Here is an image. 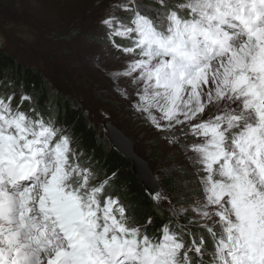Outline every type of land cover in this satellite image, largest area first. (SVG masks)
<instances>
[{
    "label": "snow or ice",
    "instance_id": "obj_1",
    "mask_svg": "<svg viewBox=\"0 0 264 264\" xmlns=\"http://www.w3.org/2000/svg\"><path fill=\"white\" fill-rule=\"evenodd\" d=\"M101 23L133 57L114 73L133 110L182 150L195 195L149 193L168 213L150 234L153 217L107 191L116 173L100 180L21 86L15 107L0 95V264H264V0H110Z\"/></svg>",
    "mask_w": 264,
    "mask_h": 264
},
{
    "label": "rangeland",
    "instance_id": "obj_2",
    "mask_svg": "<svg viewBox=\"0 0 264 264\" xmlns=\"http://www.w3.org/2000/svg\"><path fill=\"white\" fill-rule=\"evenodd\" d=\"M109 3L0 0V49L24 67L37 69L51 90L83 108L90 124L108 143L114 144L107 124L130 138L136 155L148 162L162 185L167 177H178L184 171L192 173V167L180 148L162 138L165 133L133 110L136 97L129 80L115 77L114 73L122 71L133 57L114 49L109 42L101 23ZM117 15L126 18L128 14L117 11ZM120 42L130 46L126 40H116ZM121 89H127L129 98L121 94ZM186 139L191 142L194 138ZM183 191L180 187L178 193ZM159 192L172 200L163 185ZM190 201L183 197L178 200L184 205ZM159 207L166 209L167 202Z\"/></svg>",
    "mask_w": 264,
    "mask_h": 264
},
{
    "label": "trees",
    "instance_id": "obj_3",
    "mask_svg": "<svg viewBox=\"0 0 264 264\" xmlns=\"http://www.w3.org/2000/svg\"><path fill=\"white\" fill-rule=\"evenodd\" d=\"M119 44L126 46L121 42ZM4 75L14 81V87H0V95L15 91L16 99L13 101L15 107L22 86V90L34 98L38 111L45 117L49 115L55 117L57 127L66 129L67 134L72 137L74 148L84 151V159L91 161L92 169L98 176L105 178L106 175L111 176L112 173H116L107 191L113 196H119L128 206L129 215L134 216L138 223L144 224L147 218L152 216L153 226L149 228L150 234L168 219V213L165 211L162 216L157 214V205L134 172L133 160L101 137L98 130L90 124L83 108L51 90L43 74L37 69L24 67L0 49V77ZM30 107L29 102H25L21 110L31 115ZM162 185L163 191L174 203L178 202L180 197L190 200L195 195L192 191L195 187V177L188 171L182 172L175 178H165L162 180ZM180 187L184 188L183 194L178 193Z\"/></svg>",
    "mask_w": 264,
    "mask_h": 264
},
{
    "label": "water",
    "instance_id": "obj_4",
    "mask_svg": "<svg viewBox=\"0 0 264 264\" xmlns=\"http://www.w3.org/2000/svg\"><path fill=\"white\" fill-rule=\"evenodd\" d=\"M107 129L111 134L114 147L123 155L130 157L133 160L134 172L142 181L143 185L147 188L148 192H158L161 188V183L156 180L155 176L152 174L148 162L136 155L131 139L125 136L122 132H119V130H115L116 128L114 129V127H111L109 124H107ZM112 130H114L116 133H113ZM116 140L124 141L128 145V149L125 150L122 145L115 143ZM150 183H153L152 187L150 186Z\"/></svg>",
    "mask_w": 264,
    "mask_h": 264
},
{
    "label": "bare ground",
    "instance_id": "obj_5",
    "mask_svg": "<svg viewBox=\"0 0 264 264\" xmlns=\"http://www.w3.org/2000/svg\"><path fill=\"white\" fill-rule=\"evenodd\" d=\"M114 129H115V128H114ZM115 130L118 131L117 128H116ZM112 131H113V133H116L114 130H112ZM119 132H120V131H119ZM115 143L122 145V146L124 147L125 150L128 149V145H127L124 141H122V140H116ZM152 185H153V183H150V186H151V187H152Z\"/></svg>",
    "mask_w": 264,
    "mask_h": 264
}]
</instances>
